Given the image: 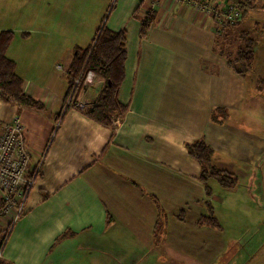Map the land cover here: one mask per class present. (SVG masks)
Returning <instances> with one entry per match:
<instances>
[{"label":"crops","instance_id":"obj_1","mask_svg":"<svg viewBox=\"0 0 264 264\" xmlns=\"http://www.w3.org/2000/svg\"><path fill=\"white\" fill-rule=\"evenodd\" d=\"M128 2L124 9L114 6L105 23L126 30L118 99L127 111L112 130L82 109L63 110L66 70L75 49L86 47L98 28L88 16L78 27L72 23L86 0H0V30L26 34L14 36L7 56L23 91L43 105L33 109L0 99V127L14 115L22 124L28 174L40 166L1 258L12 264H264V163L257 164L264 145L226 129L230 110L248 90L247 75H237L225 56L237 48L231 41L241 44L243 21L220 32L222 24L212 16L160 0L141 33L148 6ZM26 8V23L7 20L9 12ZM90 23L94 33L87 30ZM33 33L40 44L33 52L26 43L15 45L14 39ZM260 76L249 80L258 92ZM88 80L79 98L92 100L102 79L90 71ZM199 138L212 152L226 142L231 152L249 158L241 166L234 155H212L215 165L238 178L233 189L207 182L220 229L197 224L207 214V196L200 165L187 147ZM153 199L166 215L164 229L155 225ZM8 224V217H0V237ZM63 232L70 233L57 240Z\"/></svg>","mask_w":264,"mask_h":264},{"label":"trees","instance_id":"obj_2","mask_svg":"<svg viewBox=\"0 0 264 264\" xmlns=\"http://www.w3.org/2000/svg\"><path fill=\"white\" fill-rule=\"evenodd\" d=\"M239 9L241 17L234 23L222 22V32L224 27H233L241 23L248 10L256 9V0H224ZM219 1L212 3L218 5ZM223 2V3H225ZM142 2H140V5ZM264 6V4L262 5ZM153 12V11H152ZM152 12H149L145 21L141 25V33L149 27L152 21ZM217 23V22H216ZM241 44L231 54H225L227 65L239 76L245 77L252 69L255 61L257 48L255 47L257 38L251 35L248 30H242ZM21 35H26L22 33ZM14 38V33L10 30H0V99L4 102H13L18 105L33 109H42L43 105L35 98L23 91V79L16 73L15 62L8 58L7 49ZM126 30H113L102 24L96 31L91 42L84 48L77 47L72 60L66 70L68 88L65 99L72 95L76 100L85 88L84 78L91 71L102 79L98 93L91 100L90 104L83 110L90 119L108 125L112 116L123 117L127 111V104L118 99L121 83L125 76L126 50ZM78 79L74 82V79ZM258 85L261 89L264 86V74L258 78ZM187 151L200 165L199 180L205 186L206 199L203 204L207 214L201 215L197 224L220 229L221 225L214 216L213 207L208 199L211 189L208 180L214 179L221 187L233 189L237 185V175L227 169L218 167L212 162V149L204 139L199 138L192 141ZM157 208L158 229H164L166 215L156 199H153ZM70 232H63L58 238L65 237ZM3 236L0 237V246ZM0 264H12L0 258Z\"/></svg>","mask_w":264,"mask_h":264},{"label":"built area","instance_id":"obj_3","mask_svg":"<svg viewBox=\"0 0 264 264\" xmlns=\"http://www.w3.org/2000/svg\"><path fill=\"white\" fill-rule=\"evenodd\" d=\"M191 5L196 11L210 15L215 22L234 23L241 17L239 9L227 2L215 5L208 0H172ZM145 3L147 14L160 4V0H141ZM146 11V10H145ZM90 72V71H89ZM89 72L84 78V84L89 85ZM77 78L74 82H77ZM91 99H72V95L65 99L63 110L68 107L84 110ZM122 117L112 116L109 118L108 127L115 130L120 126ZM29 154L24 147L23 127L17 115L0 127V217H8L9 224L4 230L0 246V258L8 234L15 220L26 211V201L30 189L39 174L40 166H36L29 173Z\"/></svg>","mask_w":264,"mask_h":264},{"label":"rangeland","instance_id":"obj_4","mask_svg":"<svg viewBox=\"0 0 264 264\" xmlns=\"http://www.w3.org/2000/svg\"><path fill=\"white\" fill-rule=\"evenodd\" d=\"M262 1L264 0H256V3H258L259 5L260 2L262 3ZM85 6H86V9L85 10L82 9L81 18L78 17L77 20L75 18H72L73 25L78 27V24L81 25L82 23L80 19L82 18L86 19L88 16L92 22H98L97 27L99 28L102 24L107 23L106 21L109 16H110L109 21H111L114 13L116 12V10H114L112 14L110 15V12L111 10H113L112 8L114 6L115 8L124 9L130 6V2H128V0H117V3H116V0H86ZM26 10L27 8L21 11L17 10V11L9 12L8 14H6L7 20L12 21L14 26L24 23L25 18L23 14H26ZM30 22L34 24L30 26H35V18L31 19ZM92 25L93 23H90L89 28L87 29L89 32H93ZM239 28L248 30V32L251 35L255 36L257 38V41H259L260 43L257 44L258 53L256 54L252 69L249 72V74H247L248 90L246 93V98L244 101H242L241 105L238 106L237 109L232 108L230 110V113L234 115H232L231 118L230 116H228L226 129L229 130V132L237 133L242 138L246 137V138L252 139L253 141L256 138L261 139L264 145V86L261 92H258L256 90V86H255L256 84L249 82V80L253 79L254 77L257 78L259 74L260 75L264 74V7L258 6L256 9L248 10L243 20V23L242 25H240ZM10 31H12L14 33V36L16 37L17 35L22 34V33L20 34L18 33L17 35H15V33L17 32L16 30H10ZM82 31L84 30L82 29ZM89 32H86V33H89ZM258 34L260 35V37L258 36ZM233 36H235L234 31H233ZM37 38L38 37L37 36L35 37V34L33 33V36L28 40H23L18 37L16 38V40L14 39V42L16 46H20L22 43H26L27 45L30 46L29 49H31V51L33 52L34 48L36 49L38 46L37 43L39 44V41ZM83 41H86V40H83ZM80 44H82L81 48L85 47L83 45L84 43H80ZM238 45H239L238 41L236 40L231 41L232 48L238 47ZM221 144H223L220 147L221 150L217 148L215 149L213 148L214 152H212V155L220 154L223 151V153L227 155H234L232 158L236 160L235 161L236 164H239L242 166L244 164L249 163L248 157L247 159L243 155L238 154L236 151L231 152L230 149H228L225 146L226 142L221 143ZM229 151L231 153H229ZM263 163H264V157L261 161L257 162L258 165H261ZM170 255L171 254H168L167 256L168 260H170ZM258 256L260 257L261 255H258ZM143 263L144 261L141 264Z\"/></svg>","mask_w":264,"mask_h":264}]
</instances>
